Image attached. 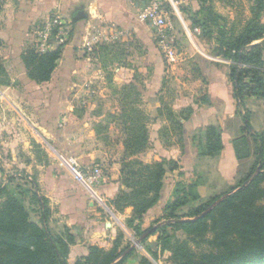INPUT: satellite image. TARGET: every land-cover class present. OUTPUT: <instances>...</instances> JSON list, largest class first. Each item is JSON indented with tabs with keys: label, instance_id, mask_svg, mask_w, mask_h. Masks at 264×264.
<instances>
[{
	"label": "crops",
	"instance_id": "crops-1",
	"mask_svg": "<svg viewBox=\"0 0 264 264\" xmlns=\"http://www.w3.org/2000/svg\"><path fill=\"white\" fill-rule=\"evenodd\" d=\"M75 3L82 7L69 12L68 7ZM13 6L12 0H6L0 11L3 47L0 53L6 73L0 76V179L6 180L8 176L11 183H17L28 199L25 207L33 212L32 221L67 244L68 264L88 256L90 247L104 251L113 249L117 239V252H123L120 257L130 254L122 264H140L146 257L143 252L150 253L149 249L153 250L151 246L157 241L155 235L149 236L148 229L163 216L165 205L174 201L176 183L196 185L199 200L205 202L235 187L249 172L254 161V145L244 132L243 114L233 98L229 70L225 66L221 71L213 67L206 75L208 104L196 105L193 96L176 98L173 102L175 112L192 110L186 120L178 118L181 126L178 141L172 137L171 142H164L163 134L158 133L165 123L161 117L149 125L150 149L140 155V160L145 163L172 161L177 168L166 172L157 203L140 222H134L133 225L139 224L141 231H145L142 236H137L133 227L128 226L132 208L118 211L113 205L119 191L125 190L121 171L125 162L124 131L127 128L112 117L113 109L106 110L103 100L98 101L104 99L100 92L85 89L93 82L101 83L107 70L117 74L124 70L115 68L112 60L101 59L104 49L97 51V61L86 55L82 49L86 36L80 30L74 36L69 35V39L66 33L61 43L50 50L59 48L61 53L49 81L37 84L29 80L21 61L25 46L36 45L40 30L54 14L66 16L69 13L71 25L77 27L82 21L89 20L90 14L92 17L100 14L119 27H132L135 20L142 26L137 9L128 0H15L14 9ZM79 9L84 11L86 18L72 22V16ZM97 45L109 46L100 42L93 48ZM153 56L147 53L142 57L144 65L139 72L144 76L138 82L148 90H143V99L156 109L165 71L164 63L153 62ZM173 68L169 70L172 73ZM147 70L149 74L145 75ZM132 72L125 81L135 84L137 78L135 71ZM244 103L252 127L251 118L255 112L250 104L258 102L247 97ZM157 109L161 116L162 110ZM208 126L220 129L222 148L214 157L199 156L197 135ZM252 130L259 133L262 127L258 131L252 127ZM241 137L249 142L250 156L237 160L233 142ZM47 147H51L55 155L50 154ZM69 159L82 168L100 167L103 172L101 184L92 188V192L85 190L75 182L64 164ZM12 176L16 179H11ZM132 240L137 246L132 245Z\"/></svg>",
	"mask_w": 264,
	"mask_h": 264
},
{
	"label": "trees",
	"instance_id": "trees-1",
	"mask_svg": "<svg viewBox=\"0 0 264 264\" xmlns=\"http://www.w3.org/2000/svg\"><path fill=\"white\" fill-rule=\"evenodd\" d=\"M252 9L254 12L251 20L237 35L232 34L229 37L217 23L210 8H201L196 13L200 18L190 23L192 28L200 29L199 35L205 33L207 38L210 35L206 31L210 27H215L220 34L216 53L232 64L229 78L233 87V98L238 107L245 111L244 132L253 142L254 161L249 172L235 187L194 208L191 218L183 219L177 211L186 203L189 195L193 196V201L198 200L196 190L194 191L196 185L188 186L187 191L180 184L177 185L180 190H176L174 201L163 209L162 217L169 220L168 224L148 229L149 236L160 232L158 242L162 249L171 252V261L174 264H264V130L259 133L252 130L249 112L244 103L245 98L251 96L264 99V78L259 77V72L264 73L261 48L264 44V23L260 19L264 11V0H257ZM102 49H105L104 45L95 48L93 52L97 53ZM60 53L59 48L43 53L37 52L34 47L23 51L21 61L28 79L37 84L49 81ZM0 74H3L2 68ZM259 90H262L261 95ZM191 112L190 108L185 109L180 112L179 117L186 120ZM177 125L181 128L179 122ZM145 133L144 127L136 125L134 121L130 122L126 129L125 154L128 151L133 154L141 150L147 139ZM203 137V142L199 140L198 143L199 156H217L222 148L220 130L208 126L204 129ZM233 148L237 160L250 156L249 142L245 137L235 140ZM133 163L124 162L121 175L125 190L119 191L113 205L118 211L132 208V218L128 221V226L133 227L136 235L140 237L145 231H141L139 224L133 225L134 222H140L143 215L159 200L167 172L165 166L173 163L170 169L174 170L177 165L172 161L166 163L162 160L146 165L137 163L138 169L132 170ZM5 195L6 199L0 204V264H68V248L62 238L53 237L44 226L31 221L25 207L11 193ZM219 199L221 201L207 215L193 220ZM155 223H158L157 220ZM168 226L187 233L191 236L190 241L196 246L205 245L206 249L194 254L186 247L188 241L179 244L174 241L169 246L170 241L165 236ZM118 246L119 239L109 251L90 247L89 255L74 264H122L124 258L130 254L120 257L123 252H117ZM140 264L151 263L142 258Z\"/></svg>",
	"mask_w": 264,
	"mask_h": 264
},
{
	"label": "rangeland",
	"instance_id": "rangeland-1",
	"mask_svg": "<svg viewBox=\"0 0 264 264\" xmlns=\"http://www.w3.org/2000/svg\"><path fill=\"white\" fill-rule=\"evenodd\" d=\"M5 1L6 0H0V11H2L1 9L5 4ZM12 1L15 6V0ZM256 2L257 0H188L187 5L184 4L182 9L180 8V12L183 20L188 25H190L189 22L192 23L194 19L198 20L200 18V16H197L196 13L200 12L201 8H210L213 15L217 18V23L219 26L223 27V30L229 37L232 34L237 35L245 27L247 22L251 20L254 12L252 8L256 6ZM14 6L11 8L14 9ZM75 7H82V5L75 3L70 8L68 7L67 10L70 12ZM11 11L9 13V20L12 19ZM132 13L134 14L133 11ZM54 15L60 17L64 23L63 26L67 28V39H69L70 36H74L77 30H80L83 35L86 36V39H84L82 43V49L86 55L97 61L96 52H93V50L95 48H99L100 45H97L94 48L93 46H95L96 43L100 44V42H106V44L109 46L105 47V49L102 51L103 57H101V59H104L108 62L114 61L112 63L114 64L115 68L121 67V69L124 70L123 73L121 72L119 74L113 70H107V72L103 75L105 79H102L101 83L96 84L93 82L88 85L89 88L86 86L85 89H90L94 92H100L104 96V99H99L98 101L103 100L102 104L106 110H114V115H112V117L115 119V121H117V123H120V125H124L127 128L130 122L134 121L136 125L146 127L145 134L146 136L148 135V137L141 150L133 154H130V151H128V154H125V161L127 163L136 162L131 166L132 170L138 169L139 166L137 163L144 165L150 164L140 160V155L148 152L150 149L149 125L153 124V121L158 117H161L165 123L159 128L158 133L163 134L164 142L166 144L169 141L171 142L172 137H174L175 141H178L180 128L178 127L177 122L181 110L179 112L173 111L172 107L175 99L181 97L191 98L193 96V101L196 105L208 104V98L206 95V87L208 85L206 80L207 73L210 72L211 68L213 67L220 71L224 66L227 68V71H230L231 69V62L223 59L216 53L220 34L217 32L215 27H210L206 31V33L209 32V38H207L205 33H203L201 35L194 36L191 38V40H189L179 22V19L173 16L171 19L174 24L173 37L175 38L177 50L183 54V59L177 64L172 65L166 61L164 56L159 51L157 47V41L151 30L143 24L142 26L139 25L136 23V20L133 21L132 27H119L116 25V23L105 20L100 14H96L95 17H92V14H90L91 17L89 20L86 19L80 23V26H83V28H81L80 26L77 27L76 25H71L72 23L70 22L69 13L66 14V16L58 13ZM186 19H188V21H186ZM260 19L262 22H264V11ZM6 20H8V16L6 17ZM131 20H133L132 17ZM38 25H40V22ZM139 26H141L142 29H140ZM113 31L116 32V37H114V33L112 34ZM33 47L35 48L33 43L27 44L23 51ZM88 47L91 48L90 51H88ZM1 48L3 47H1L0 41V49ZM261 48L262 59L264 61V44L261 45ZM147 53L154 55V58L152 59L153 62L157 60L158 62L162 61L164 63L165 73L162 77V87L160 92H158L159 96L156 100V109H154L152 104L146 102L143 99L142 94L143 90L145 89L142 88V84L138 82V79L140 78L142 80L144 76V73H140L139 69L144 65V60L142 57L147 55ZM2 60L3 57L0 53V68H2L3 71V74H0L1 77L6 75L5 69L2 65ZM112 63L111 65H113ZM172 67H174L172 69L174 70L173 73L169 71ZM133 70L135 71L134 76L137 78V81L135 84L133 81L127 83L125 80H127L128 74H133ZM147 74H149V70H147L145 73V75ZM259 75V77L264 78L263 72H259ZM116 76L118 79H116ZM258 93L261 95L262 90H259ZM251 97L256 99L258 102L254 105L250 104L251 109L255 112L251 118L252 127L257 129V131L262 127L263 131L264 117L262 118V112L264 111V99L261 97ZM157 108L162 110L161 116H159V113H157ZM239 108L241 109V114L244 115L245 111L241 107ZM261 120L263 121L261 122ZM153 127L157 128L155 126ZM153 131L156 130L154 129ZM139 132L140 131H138V133ZM203 132L204 131L197 135L199 140H202V142L204 138ZM124 134L126 136V130L124 131ZM113 136L115 137L116 135L113 134ZM47 149L50 154L55 155L51 147H47ZM172 164L173 163H169L166 165L167 171H171L170 167H172ZM8 178L9 177L7 176L5 178L6 180L0 179V204L7 197L5 193H11L25 207V203L27 202L26 200H28L26 198V194H24V191L20 190L17 183H11ZM11 179L16 178L12 176ZM178 184H180L181 187H184L186 191L188 190L187 187H190V185H184L182 182L176 183L173 188V196L175 197L176 190H180V188H177ZM195 190L196 189H194V191ZM192 197V195H189L187 197L186 203L177 211V214L183 219L191 218L193 215L191 213L194 208L204 203L203 201H200L199 198L197 201H193ZM101 208L105 209L104 206ZM26 211L28 212L29 218L32 221L31 214H33V212L31 210L28 211L27 209ZM162 218L163 217L157 220L158 223H155L153 228L162 227L168 224L169 220H164V218ZM166 230L167 235L165 236H168V240L170 241V243H168L169 246H171L174 241H177V244H179V242L186 243L188 241L186 247L194 254L200 253L206 249L205 245L196 246L193 241H190L191 236L182 230H174L170 226H168ZM158 235L160 236V232L155 234L157 238V241L155 242V249H149V251L153 252L154 254L143 252L146 256L144 259L148 260L151 264H174L171 261V252L168 249H162L161 244L158 242ZM136 249L137 251H141V249Z\"/></svg>",
	"mask_w": 264,
	"mask_h": 264
},
{
	"label": "built area",
	"instance_id": "built-area-1",
	"mask_svg": "<svg viewBox=\"0 0 264 264\" xmlns=\"http://www.w3.org/2000/svg\"><path fill=\"white\" fill-rule=\"evenodd\" d=\"M138 11L139 21L148 27L154 34L157 47L169 64H177L182 61L183 54L177 50L175 38L173 37L174 24L173 16L179 19L181 26L189 40L200 34L199 28H192L182 18L180 8L187 5L186 0H128ZM58 16L51 17L40 30L35 48L37 52L52 50L64 39L67 28ZM116 37V33H114ZM91 48L88 47V51ZM69 173L75 182L81 185L88 192L101 184L103 180L102 169L98 166L93 168H82L74 160L64 161ZM132 245L137 246L135 240Z\"/></svg>",
	"mask_w": 264,
	"mask_h": 264
},
{
	"label": "water",
	"instance_id": "water-1",
	"mask_svg": "<svg viewBox=\"0 0 264 264\" xmlns=\"http://www.w3.org/2000/svg\"><path fill=\"white\" fill-rule=\"evenodd\" d=\"M85 18H86V14L84 13L82 9H79V10H76L74 15L72 16V22H78V21L84 20ZM257 171H259V169H257ZM221 199L213 202L202 214H200L198 217L194 218L193 220H198V219L203 218L219 203V201H221ZM140 241L141 239L138 240V243H140ZM155 247H156V243H153L151 248L155 249Z\"/></svg>",
	"mask_w": 264,
	"mask_h": 264
}]
</instances>
